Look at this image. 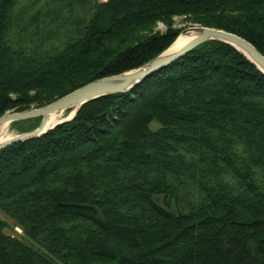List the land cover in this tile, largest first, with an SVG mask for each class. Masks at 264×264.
Returning <instances> with one entry per match:
<instances>
[{"label": "trees", "instance_id": "1", "mask_svg": "<svg viewBox=\"0 0 264 264\" xmlns=\"http://www.w3.org/2000/svg\"><path fill=\"white\" fill-rule=\"evenodd\" d=\"M19 1L0 0V116L138 68L194 24L264 54V0ZM0 264H264V73L210 40L2 149Z\"/></svg>", "mask_w": 264, "mask_h": 264}, {"label": "water", "instance_id": "2", "mask_svg": "<svg viewBox=\"0 0 264 264\" xmlns=\"http://www.w3.org/2000/svg\"><path fill=\"white\" fill-rule=\"evenodd\" d=\"M181 33L190 36L191 39L177 50H170ZM180 34L167 49L138 68L90 81L44 106L31 107L23 111H7L2 114L0 116V127L6 122L12 123L31 118H41V121L37 127L15 134L11 138L0 142V151L12 144L39 137L56 125L73 119L82 105L92 99L115 92H125L134 88L152 74L210 40H220L231 44L245 54L264 73V54L250 41L233 32L209 26L191 25L182 29ZM67 109L74 110V113L68 116L67 119L47 128L51 113ZM72 110L71 113L73 112Z\"/></svg>", "mask_w": 264, "mask_h": 264}, {"label": "rangeland", "instance_id": "3", "mask_svg": "<svg viewBox=\"0 0 264 264\" xmlns=\"http://www.w3.org/2000/svg\"><path fill=\"white\" fill-rule=\"evenodd\" d=\"M54 3L55 2L53 0H20L18 6L16 7V11L19 12L17 14H21V10L23 9V7L29 5L30 9H29L28 15H32L37 10H43V11L48 10L50 7L54 6ZM78 12L79 11H76V13H78ZM28 15L25 16L26 19H28ZM174 19H175V26L176 27L188 25V22L184 21L183 17H181V16H176ZM194 25H197V24H194ZM49 26H50L49 24H46L45 27L48 28ZM17 29H18V27H16L14 30H16V32H17ZM156 29L161 30V31H165L166 25L163 22H159ZM31 30L32 29H30V31ZM30 31L28 33L29 34L28 38L31 37ZM59 41L60 40L56 39L55 44H59ZM71 110L72 109L65 110L64 113L59 115V117H57L58 121L60 122L62 120L67 119L69 115L71 116L73 113V112L71 113ZM72 111H74V110H72ZM40 121H41V118H31V119H27V120L14 121L10 124V126L8 128H6L5 134H7L9 137H12L15 134L23 132V130H21V128L35 127V126H37V124ZM153 123L157 125L156 122H153ZM26 131H28V130H26ZM4 218H6L11 223V226H12V230L8 229V232L16 234V235H22L23 234L22 229L11 218H9L6 215H4Z\"/></svg>", "mask_w": 264, "mask_h": 264}, {"label": "bare ground", "instance_id": "4", "mask_svg": "<svg viewBox=\"0 0 264 264\" xmlns=\"http://www.w3.org/2000/svg\"><path fill=\"white\" fill-rule=\"evenodd\" d=\"M190 39H191L190 36L184 35V34H180V36L177 38L176 42L173 44V46L171 47L170 50H177L178 48H180L184 43H186ZM64 111L65 110H63V111H55V112L51 113L50 120H49V123L47 125V128H50L51 126H53L56 123H58L59 121H58L57 117H59V115L64 113ZM73 113H74V111H73ZM10 124H11V122H6L0 127V142L11 138L7 134H5V130H6V128H8L10 126Z\"/></svg>", "mask_w": 264, "mask_h": 264}]
</instances>
